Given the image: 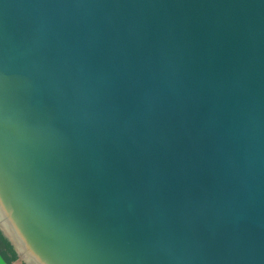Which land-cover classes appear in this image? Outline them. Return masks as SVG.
Instances as JSON below:
<instances>
[{
	"label": "water",
	"instance_id": "1",
	"mask_svg": "<svg viewBox=\"0 0 264 264\" xmlns=\"http://www.w3.org/2000/svg\"><path fill=\"white\" fill-rule=\"evenodd\" d=\"M0 264H264V0H0Z\"/></svg>",
	"mask_w": 264,
	"mask_h": 264
},
{
	"label": "trees",
	"instance_id": "2",
	"mask_svg": "<svg viewBox=\"0 0 264 264\" xmlns=\"http://www.w3.org/2000/svg\"><path fill=\"white\" fill-rule=\"evenodd\" d=\"M0 235H1V237L3 238L4 242L6 243V245H7V249H8V251L11 253L12 258H13V259H17V253H16V251H15L13 245L10 243V241L8 240V238H6V237L3 235V233H2L1 230H0ZM22 264H26V263H22Z\"/></svg>",
	"mask_w": 264,
	"mask_h": 264
}]
</instances>
